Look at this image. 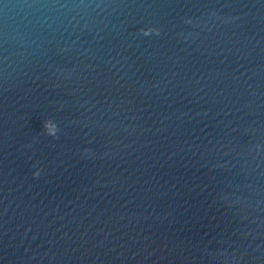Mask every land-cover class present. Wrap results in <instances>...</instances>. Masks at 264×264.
<instances>
[{
	"label": "water",
	"instance_id": "1",
	"mask_svg": "<svg viewBox=\"0 0 264 264\" xmlns=\"http://www.w3.org/2000/svg\"><path fill=\"white\" fill-rule=\"evenodd\" d=\"M0 264H264V0H0Z\"/></svg>",
	"mask_w": 264,
	"mask_h": 264
}]
</instances>
